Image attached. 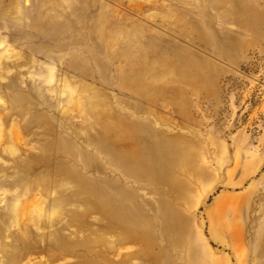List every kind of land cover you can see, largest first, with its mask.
Masks as SVG:
<instances>
[{
    "label": "rangeland",
    "instance_id": "1",
    "mask_svg": "<svg viewBox=\"0 0 264 264\" xmlns=\"http://www.w3.org/2000/svg\"><path fill=\"white\" fill-rule=\"evenodd\" d=\"M141 219L264 264V0H0V264H158Z\"/></svg>",
    "mask_w": 264,
    "mask_h": 264
},
{
    "label": "bare ground",
    "instance_id": "2",
    "mask_svg": "<svg viewBox=\"0 0 264 264\" xmlns=\"http://www.w3.org/2000/svg\"><path fill=\"white\" fill-rule=\"evenodd\" d=\"M166 213H169L168 215ZM165 213V209L162 211V218L160 224L162 226V233L167 235V231L173 221L171 220V216H178L176 211H171L169 209L168 212ZM165 217V218H164ZM152 222H149L146 219H141L138 221H132L130 224L120 222V227L123 230L121 236L122 240H132L138 241L142 244V254L146 256L148 259L153 260L159 264V249L156 243L152 239L151 230L149 229ZM158 252H155V250ZM164 250V249H163Z\"/></svg>",
    "mask_w": 264,
    "mask_h": 264
}]
</instances>
